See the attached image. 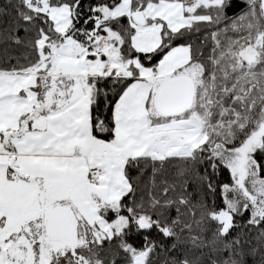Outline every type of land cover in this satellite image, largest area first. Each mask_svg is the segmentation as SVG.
<instances>
[{
	"label": "trees",
	"instance_id": "obj_1",
	"mask_svg": "<svg viewBox=\"0 0 264 264\" xmlns=\"http://www.w3.org/2000/svg\"><path fill=\"white\" fill-rule=\"evenodd\" d=\"M119 1L47 0L51 6L70 8L71 22L64 33L54 29L36 1L0 0V73H25L37 67L44 55L54 59L53 47L66 37L90 51L86 58H103L91 53L99 46L94 43L97 36H106L111 47L117 46V59L127 62L131 75L110 72L92 79L88 114L90 131L96 136L110 139L113 135L115 103L137 76L132 59L155 69L165 51L183 45L188 49L183 66L200 67L190 103L176 117H194L201 124L203 142L187 156L126 159L123 175L129 188L117 208L100 212L108 223L117 217L123 223L112 226L110 235L87 239L74 256L86 264H264V216L256 223L249 219L241 208L246 196L231 188L227 167L210 151L215 144L243 147L264 119L260 0H176L190 7L187 14L195 19L170 33L152 52L132 48L135 28L129 17L103 14ZM148 1L154 0H131L130 7L138 10ZM258 38L261 43L254 61L244 63L241 51ZM167 116L172 117L162 113L151 117L149 126L166 123L171 119ZM260 137L252 157L258 178L264 180V132ZM222 209L231 215L227 226L215 217ZM49 264L80 263L65 253Z\"/></svg>",
	"mask_w": 264,
	"mask_h": 264
},
{
	"label": "rangeland",
	"instance_id": "obj_2",
	"mask_svg": "<svg viewBox=\"0 0 264 264\" xmlns=\"http://www.w3.org/2000/svg\"><path fill=\"white\" fill-rule=\"evenodd\" d=\"M34 1L38 3L36 8L51 20L54 29L65 33L71 22L68 5L51 6L47 0ZM130 4L131 0H120L107 12L103 10V14L110 17L120 15L129 17L135 28L130 43L133 49L140 52H152L170 33L188 26L191 20L195 19L187 14L191 8L176 0L148 1L138 10L131 9ZM66 38L63 44L55 46L56 52L75 53L78 50L77 42L70 37ZM260 41L258 38L252 46L241 51L240 59L244 63L254 61ZM94 43L99 46L94 47L92 52L100 53L97 49L99 47L102 53L107 55L108 63L116 75L130 77L131 73L126 69L127 62L117 59L115 54L117 46L111 49L113 44L106 36H97ZM84 50L82 47L83 52ZM46 57L48 55L42 56V63ZM187 60L188 49L183 45L165 51L155 69L142 66L135 58L131 60L137 69V76L129 83L127 87L129 91L124 92V97L115 103L112 111L114 128L110 139L94 134L87 137L89 131L85 132L83 118L76 113L75 120L70 119L68 107L70 110L74 107L67 106L65 102H62V106H56L59 99L55 92L48 99L51 106L41 112L46 126L37 133L36 121L31 120L33 109L36 107L35 102L42 99L41 92L44 91V87H49L51 79L47 80L49 84H35L25 73L24 76L18 73L16 77L0 76V136L4 142H7V138L11 139L6 148H12L9 150L13 151L12 156L20 154L15 160L0 153V264H49L53 257L65 253H71L76 262L86 264L85 261L81 262L80 257L74 256L75 249L85 245L87 239L98 240L101 234L110 235L112 225L121 226L123 218L117 217L111 225L100 212L117 208L120 196L129 188L127 185L123 192V161L139 155L143 145L141 133L149 127L151 117L161 114L155 107V95L159 86L164 81L179 76L188 78L192 88L198 84L200 67L198 64L183 66ZM28 73L31 71L28 70L26 74ZM15 86L16 89L13 90ZM55 86L53 85V89L58 91ZM37 87L38 89H35ZM181 111L167 114L172 117L167 116L171 119L166 123L174 122L168 127L150 131L154 138L152 147L159 156L184 154L187 156L191 149L198 148L204 140L201 124L194 117L187 119L176 117ZM27 119L29 123L24 126L23 123ZM262 120L261 125L264 124V119ZM182 121L184 123H181ZM11 122L13 123L10 125ZM66 122H71L72 125L75 122L77 128L68 126ZM24 127L27 129L24 130ZM70 127L77 132L74 139L77 141H70V144L75 146L71 145V148L67 149L70 155L66 158L78 156L76 152L81 145H85L87 151L95 154V157L96 154L99 155L92 158L97 160V165L104 172L103 185H95L86 179V186L79 167L75 169L74 175L70 172L64 175L66 168L57 165L58 178L55 183H45L44 187L38 182V186L34 179L38 174L35 173L37 170L41 174L45 173L46 155L64 154L65 149H59V144L60 139H65L67 135L60 134L58 129L68 130ZM52 129L56 130L55 134L52 133ZM17 132L28 135L12 137L18 134ZM159 133L162 136L166 134V137H158ZM261 141L262 138L258 137L248 149L245 148V144L234 149L215 144L210 149L211 153L227 167L231 188L246 196L241 208L246 209L249 219L254 223L264 216V180L258 178L256 163L252 157L254 148ZM33 161L38 163L34 165ZM64 161L70 159H62L59 162ZM19 162H28L29 168L17 166ZM74 162L77 163L76 160ZM22 169L26 171L23 173ZM76 190H80L86 199H69L68 193L75 197ZM232 209L234 210L233 207Z\"/></svg>",
	"mask_w": 264,
	"mask_h": 264
},
{
	"label": "crops",
	"instance_id": "obj_3",
	"mask_svg": "<svg viewBox=\"0 0 264 264\" xmlns=\"http://www.w3.org/2000/svg\"><path fill=\"white\" fill-rule=\"evenodd\" d=\"M65 39H67V38H63V40L59 43V45L63 44ZM77 46H78V50L75 53H71V54L56 52V47L54 46L53 47L54 59H50L49 57H46V59H44V61L47 60V63L44 64V61H43V63L41 62L42 64H39L37 67L31 69L30 70L31 73L26 74V72H28V71L25 72V75H27L26 77L27 78L31 77L35 84L36 83H38V84H41V83L49 84L47 80L51 79V83H50L49 87H44V91L41 92V94H42L41 98L42 99L38 102H35L36 107H34V109H33L34 114H33L31 120L36 121V125H37L36 128L38 131L37 133H40L39 131L42 130V127L46 126V122L44 121L41 112L45 111L46 108L51 106L50 105L51 101L48 99H49V96L51 97V94H53L55 92L56 95L58 96V99H59L56 102V104H57L56 106H62L63 105L62 102H65V104L67 106L72 105L74 107V109L70 110L68 107L69 118L75 120L76 113L80 114V116L84 120L85 132L89 131V133L86 134V136L89 137L90 135H92V133L90 131L89 114H88V107L90 104L91 94H92V91H91L92 90V79L94 77H97V76H104L106 74H109L110 72H112L113 74H116V73H115L114 69L112 68V66L108 63L107 55L102 53L101 49H100V54L103 56V58H99V57L86 58V54H88V52L85 50L83 52L82 47L79 46L78 44H77ZM111 49H113V47H111ZM91 53H94V52L91 51ZM101 62H104L103 65L100 64ZM16 75H18V73H0V76H3V77H5V76H7V77L15 76L16 77ZM21 75L24 76L23 73H21ZM56 79H57V83H55ZM152 81H153V79H152ZM17 85L19 86V84H17ZM53 85H56L55 89L58 91H55L53 89ZM15 89H16V86L13 88V90H15ZM35 89H38V87ZM127 91H129V90L128 89L125 90V93ZM123 95H124V93L120 96V98ZM59 96H61V97H59ZM41 106H42V109H41ZM13 122H11L10 125ZM28 123H29V119L24 121L23 124H24V126H27ZM172 123H174V122L163 123V124H159V125H151L146 130H144L143 133H141V135H142L141 141H142L143 145H142V149H141L139 155H149L153 159L164 158L165 156H159V154H156L154 152V149L152 147V144H153L152 142L154 141V138L152 137L150 131L155 129V128H159V129L163 128L164 129V128L168 127L169 125H171ZM181 123H184V121H182ZM66 124L68 126L73 127V128H77L76 127L77 125L75 124V122L73 125L71 122H66ZM71 127L68 130L58 129V132L60 134H66L67 135V137L65 139H62V138L60 139L61 143L59 144V149L60 148H61V150L65 149L64 154L58 153L57 155H54V156L46 155L47 157L44 160V162H46V164H44L45 173L41 174L38 170L35 173V174H38L37 176L34 177L38 186H39V184L40 185L43 184V186L45 187V183H50V182H51L50 184L55 183V180H57V178H58V172L56 173V166L57 165H59L61 168H66L64 175H67L68 172L73 173V175H74L75 169L77 167H79L80 172L82 171L81 175L83 176V183L86 186H87L86 179H88L90 182H92L95 185H98V186L100 184L103 185V183L105 181L104 172L97 165V160L92 158V157L97 158V157H99V155L96 154V157H95V154L87 151L85 145H81L79 148V151L76 152V154L78 156L72 157V158H66L70 155V153L67 152V149L71 148V145H73V147L75 146V144H70L71 143L70 141H75V142L77 141V140H74L77 137V132L73 131L71 129ZM26 129H27V127L24 130H26ZM54 129L51 130L53 134L56 133L55 132L56 130H54ZM139 129H141V128H139ZM17 133L18 134H16V135H12V137L13 136H21V135H22V137H25L28 135L25 133H19V132H17ZM158 137H160V138L166 137V134L164 136H162V134L159 133ZM9 141H11V139L7 138V142L6 141L4 142L2 139V136H0V145L2 147V149H0V153H3L5 156L10 157V159L16 160V157H19L20 154L17 153V154H14V156H12L13 151H9L12 148L11 149L6 148L7 144H9ZM46 145H48V144H46ZM13 147H15V144ZM13 150H15V148H13ZM183 156H186V155L184 154ZM50 158H52V160H50ZM62 159H64V160L70 159V161H64V163L59 162ZM71 159H73V161H71ZM75 160L77 161V163L74 162ZM19 163L20 164L19 165L17 164V166H21L22 168H27V167L29 168L28 162H25V163L19 162ZM33 163L35 165L38 162L33 161ZM124 163H125V160L123 161V164ZM36 167H38V164L36 165ZM92 169L101 170V175L98 176L95 179V181H91L89 178V171ZM22 171L24 173L26 170L22 169ZM122 172H123V168H122ZM38 182H39V184H38ZM127 185H128V183H127L126 179L124 178V188H123L124 190H123V192L126 190ZM72 191H73V189H71L70 192H72ZM49 193H52V192L49 191ZM68 197H69V199H72V198H74V199L85 198L86 199L85 195H83L80 190H76V196L75 197H71L70 193H68ZM112 223H111V225H112Z\"/></svg>",
	"mask_w": 264,
	"mask_h": 264
},
{
	"label": "water",
	"instance_id": "obj_4",
	"mask_svg": "<svg viewBox=\"0 0 264 264\" xmlns=\"http://www.w3.org/2000/svg\"><path fill=\"white\" fill-rule=\"evenodd\" d=\"M260 8L264 23V0H260ZM192 92V85L186 77H174L164 81L158 88L155 95V107L162 114L176 113L183 110L189 103ZM264 132L262 124L246 141L245 148ZM216 219L223 222L225 226L230 223L231 215L228 212L220 210L216 214Z\"/></svg>",
	"mask_w": 264,
	"mask_h": 264
},
{
	"label": "built area",
	"instance_id": "obj_5",
	"mask_svg": "<svg viewBox=\"0 0 264 264\" xmlns=\"http://www.w3.org/2000/svg\"><path fill=\"white\" fill-rule=\"evenodd\" d=\"M99 50V48H97ZM101 175V170L99 169H92L89 171V178L91 181H95V179Z\"/></svg>",
	"mask_w": 264,
	"mask_h": 264
},
{
	"label": "flooded vegetation",
	"instance_id": "obj_6",
	"mask_svg": "<svg viewBox=\"0 0 264 264\" xmlns=\"http://www.w3.org/2000/svg\"><path fill=\"white\" fill-rule=\"evenodd\" d=\"M230 214V213H229Z\"/></svg>",
	"mask_w": 264,
	"mask_h": 264
}]
</instances>
